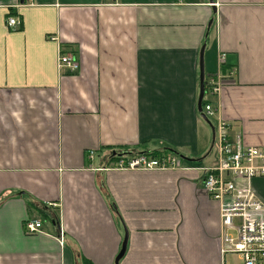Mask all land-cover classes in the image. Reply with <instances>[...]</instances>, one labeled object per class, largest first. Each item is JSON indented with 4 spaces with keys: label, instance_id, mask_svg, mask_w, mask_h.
Wrapping results in <instances>:
<instances>
[{
    "label": "crops",
    "instance_id": "1",
    "mask_svg": "<svg viewBox=\"0 0 264 264\" xmlns=\"http://www.w3.org/2000/svg\"><path fill=\"white\" fill-rule=\"evenodd\" d=\"M202 47L214 126L264 146V0H0V264H114L126 231L119 264H223ZM61 48L77 71L58 69ZM163 149L186 167H108Z\"/></svg>",
    "mask_w": 264,
    "mask_h": 264
},
{
    "label": "built area",
    "instance_id": "2",
    "mask_svg": "<svg viewBox=\"0 0 264 264\" xmlns=\"http://www.w3.org/2000/svg\"><path fill=\"white\" fill-rule=\"evenodd\" d=\"M183 2L184 0H177ZM21 4H32L34 0H19ZM6 23L20 27L21 20L8 15ZM225 61V53L220 54ZM80 63L71 51L59 50L57 67L61 72L77 71ZM221 88L218 74L208 77L204 93L216 95ZM203 111L211 118L215 113L210 103ZM213 148L217 152V163L202 167L203 186L220 205L221 259L229 264L226 256L232 254L238 263L264 264V201L253 188L252 180L264 178V146L244 144L240 138L235 143L229 139L226 123L220 120L214 126ZM108 167L120 169H175L186 167L178 152L170 150L138 153H115ZM40 220L25 222L27 232L34 233L41 227Z\"/></svg>",
    "mask_w": 264,
    "mask_h": 264
},
{
    "label": "water",
    "instance_id": "3",
    "mask_svg": "<svg viewBox=\"0 0 264 264\" xmlns=\"http://www.w3.org/2000/svg\"><path fill=\"white\" fill-rule=\"evenodd\" d=\"M203 50H204V47H202L201 52H200V63H199V66H200V93H199V99H198V110L200 111L201 116L204 118V120L210 125V127H211V129L213 131V135H214V124H213L212 120L203 111V106H202V98H203V95H204V87H205V83H206V81H205L204 61H203ZM212 147H213V141L211 143V148ZM174 152H176V151H174ZM180 156L183 159H186V160L189 159L187 156H185L183 154H180ZM127 239H128V233L126 231L125 232V237H124V240H123V243H122V247H121L119 253L117 254V256L115 258L114 264H119V260L123 257V255L125 253V250H126V246H127Z\"/></svg>",
    "mask_w": 264,
    "mask_h": 264
},
{
    "label": "rangeland",
    "instance_id": "4",
    "mask_svg": "<svg viewBox=\"0 0 264 264\" xmlns=\"http://www.w3.org/2000/svg\"><path fill=\"white\" fill-rule=\"evenodd\" d=\"M205 69V68H204ZM204 97L206 98H210V95L208 93H204ZM212 121H214V116H211L210 118ZM215 153V149L212 150L211 155H213ZM226 260L228 261L229 264L234 263H238V258L236 256H233L232 254H229L226 256Z\"/></svg>",
    "mask_w": 264,
    "mask_h": 264
},
{
    "label": "trees",
    "instance_id": "5",
    "mask_svg": "<svg viewBox=\"0 0 264 264\" xmlns=\"http://www.w3.org/2000/svg\"><path fill=\"white\" fill-rule=\"evenodd\" d=\"M207 80V78H205V81ZM203 101H202V104L204 105V104H206V102H207V100L206 99H202ZM117 153H128V152H123V151H117ZM129 153H138V152H132L131 150H129ZM153 153H158V151H153ZM84 263L85 264H88V261L85 259L84 260Z\"/></svg>",
    "mask_w": 264,
    "mask_h": 264
}]
</instances>
